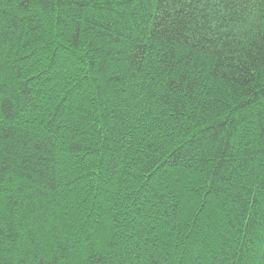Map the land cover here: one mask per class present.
<instances>
[{
	"label": "trees",
	"instance_id": "obj_1",
	"mask_svg": "<svg viewBox=\"0 0 264 264\" xmlns=\"http://www.w3.org/2000/svg\"><path fill=\"white\" fill-rule=\"evenodd\" d=\"M0 264H264V0H0Z\"/></svg>",
	"mask_w": 264,
	"mask_h": 264
}]
</instances>
